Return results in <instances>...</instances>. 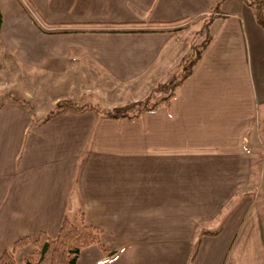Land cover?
<instances>
[{
	"label": "crops",
	"instance_id": "1",
	"mask_svg": "<svg viewBox=\"0 0 264 264\" xmlns=\"http://www.w3.org/2000/svg\"><path fill=\"white\" fill-rule=\"evenodd\" d=\"M0 13V71L25 85L0 81V256L82 211L118 253L91 245L78 264H264V28L247 0H0ZM210 15V43L154 111L64 105L35 123L12 98L39 118L61 100H142L184 75Z\"/></svg>",
	"mask_w": 264,
	"mask_h": 264
},
{
	"label": "trees",
	"instance_id": "2",
	"mask_svg": "<svg viewBox=\"0 0 264 264\" xmlns=\"http://www.w3.org/2000/svg\"><path fill=\"white\" fill-rule=\"evenodd\" d=\"M247 3L253 8L257 22L264 28V0H247ZM218 7L219 2L215 5V9ZM212 18L213 15H210L203 23L200 34L204 36V39L200 46L194 45L192 47L191 55L185 66L187 71L184 75L177 81L158 83L151 93L142 100L115 107H107L99 101L77 104L71 100H61L52 107L44 118L39 120L27 99L21 97H13V99L28 108L35 123H44L59 114L65 104L73 105L77 110L92 109L101 116L114 120L137 118L143 112L154 111L161 104L168 103L175 95L176 88L189 76L191 67L211 41L209 25ZM1 22L2 15L0 13V24ZM101 234L100 228L85 223L82 211H79L74 217L67 214L62 220L56 236L52 237L45 231H41L36 236L21 237L2 253L0 264H78L82 250L91 245L100 246L107 254V259H113L118 252L109 251L104 247ZM28 245L32 247V251L24 253L21 259H17V252ZM196 253L197 248L192 253V259Z\"/></svg>",
	"mask_w": 264,
	"mask_h": 264
},
{
	"label": "rangeland",
	"instance_id": "3",
	"mask_svg": "<svg viewBox=\"0 0 264 264\" xmlns=\"http://www.w3.org/2000/svg\"><path fill=\"white\" fill-rule=\"evenodd\" d=\"M220 2L221 1H219V6H220ZM35 18H38V17H35ZM202 39H204V36H202V38H199V42L202 40ZM198 42V41H197ZM0 45H1V41H0ZM200 46V45H199ZM10 53H11V51L10 50H6V49H4L3 48V46H2V48H1V50H0V65H1V63L3 64V62H4V56L5 55H8L9 57H10ZM15 59V58H14ZM11 62V61H10ZM15 62H16V66H17V64H18V68L21 70V69H25L26 68V65L25 64H23L20 60H18V59H15ZM0 69H5V66H0ZM178 73H176L175 75H174V78H177V77H179V75H177ZM173 78V77H172ZM8 80L10 83L11 82H16L17 81V85H16V88L18 89V90H22V86L24 87L25 85H24V82L22 83V81L20 80V77H19V79L17 80L15 77H14V79L12 78V76L11 75H5V72L4 71H0V81L1 80ZM2 87V83L0 82V88ZM7 93V92H6ZM4 95H6L5 93H4ZM13 98V97H12ZM21 98H23V97H21ZM26 99V98H25ZM88 100V99H87ZM86 101V100H85ZM30 102V101H29ZM77 102H82V101H79V99H77ZM30 104H31V102H30ZM32 105V104H31ZM65 105H67V104H65ZM32 107H33V105H32ZM33 109H34V107H33ZM34 113H35V111H34ZM36 115V114H35ZM46 115V114H45ZM37 117V116H36ZM39 120L40 119H42V118H44V117H42V118H39V117H37ZM29 247V248H28ZM29 251H32V247L30 246V245H28V246H25V247H23V248H21L18 252H17V254H16V258L17 259H21L22 258V255L24 254V253H26V252H29Z\"/></svg>",
	"mask_w": 264,
	"mask_h": 264
}]
</instances>
